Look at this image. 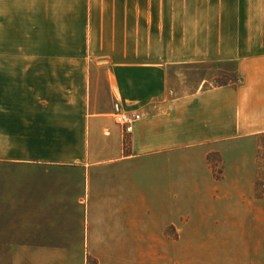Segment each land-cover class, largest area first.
<instances>
[{
	"label": "crops",
	"instance_id": "obj_1",
	"mask_svg": "<svg viewBox=\"0 0 264 264\" xmlns=\"http://www.w3.org/2000/svg\"><path fill=\"white\" fill-rule=\"evenodd\" d=\"M263 16V0H0V264H151L152 235L227 198L208 156L264 134ZM118 103L142 115L132 134ZM250 191L240 264H264Z\"/></svg>",
	"mask_w": 264,
	"mask_h": 264
},
{
	"label": "rangeland",
	"instance_id": "obj_2",
	"mask_svg": "<svg viewBox=\"0 0 264 264\" xmlns=\"http://www.w3.org/2000/svg\"><path fill=\"white\" fill-rule=\"evenodd\" d=\"M204 69L211 85L217 78H227L223 77L226 71L220 65L205 66ZM208 167L217 180L223 179L226 171L230 172V184L225 189L229 190V196L214 208H184L181 224L168 227L167 235H161L160 239L158 235H152L151 247L147 250L151 264H240L239 205L252 184L254 190L250 191L252 194L248 192V200L258 196L257 181L263 184L261 190H264V137L257 135L232 140L225 156L217 152L208 156ZM73 237L72 241H76ZM86 263L99 264L89 254Z\"/></svg>",
	"mask_w": 264,
	"mask_h": 264
},
{
	"label": "built area",
	"instance_id": "obj_3",
	"mask_svg": "<svg viewBox=\"0 0 264 264\" xmlns=\"http://www.w3.org/2000/svg\"><path fill=\"white\" fill-rule=\"evenodd\" d=\"M114 118L116 120V123L124 129V132L127 135L133 133L134 127L142 119V115L126 112L118 103L115 107Z\"/></svg>",
	"mask_w": 264,
	"mask_h": 264
},
{
	"label": "trees",
	"instance_id": "obj_4",
	"mask_svg": "<svg viewBox=\"0 0 264 264\" xmlns=\"http://www.w3.org/2000/svg\"><path fill=\"white\" fill-rule=\"evenodd\" d=\"M232 73H229V72H224V75H223V77L225 78V77H227L226 78V80H224V79H221V77L220 78H217L216 80H215V84H214V86L215 87H221V86H231V87H233V88H237V86L239 85V83H240V81H241V79H240V77H239V75L235 72V73H233L232 75H231ZM232 78H231V77ZM229 77V78H228ZM261 137H264V134H262V135H260ZM258 157H259V155H258ZM209 160H210V158H209ZM256 189H257V195H258V197L259 198H263L264 197V190H261V186H263V184L262 183H260L259 181H257L256 182Z\"/></svg>",
	"mask_w": 264,
	"mask_h": 264
}]
</instances>
